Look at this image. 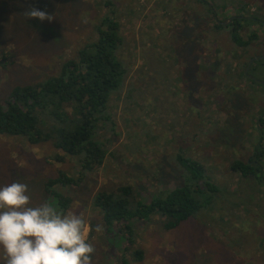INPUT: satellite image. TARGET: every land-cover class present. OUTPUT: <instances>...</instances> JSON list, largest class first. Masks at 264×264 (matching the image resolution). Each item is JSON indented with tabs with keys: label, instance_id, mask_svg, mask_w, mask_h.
Masks as SVG:
<instances>
[{
	"label": "rangeland",
	"instance_id": "obj_1",
	"mask_svg": "<svg viewBox=\"0 0 264 264\" xmlns=\"http://www.w3.org/2000/svg\"><path fill=\"white\" fill-rule=\"evenodd\" d=\"M211 5L221 20L240 5L264 16V0H0L1 103L15 85L43 80L76 58L95 39L102 16L119 22L116 55L127 73L111 93L109 121L94 132L106 148L100 166L82 168L50 140L31 144L0 135V186L25 183L30 206L48 201L58 212L81 214L84 237L96 249L93 264H119L123 253L130 264H264V153L258 180L230 168L233 160L251 158L259 142L264 151L257 123L264 84L244 73L250 57L264 54V36L248 49L234 46L227 30L212 27ZM31 6L54 19H28L24 11ZM242 30L245 37L260 31L257 25ZM249 74L264 81L263 67ZM180 157L203 170H187ZM60 171L76 180L57 186L70 197L65 209L45 190ZM204 181L213 189L198 194L199 209L176 227L165 229L157 214L127 222L144 251L140 261L124 252L120 225L107 231L92 203L97 191L120 183L133 185L148 203L186 182L203 187Z\"/></svg>",
	"mask_w": 264,
	"mask_h": 264
},
{
	"label": "trees",
	"instance_id": "obj_2",
	"mask_svg": "<svg viewBox=\"0 0 264 264\" xmlns=\"http://www.w3.org/2000/svg\"><path fill=\"white\" fill-rule=\"evenodd\" d=\"M211 7L212 15L216 7ZM213 15L210 19L212 27L217 31L227 30L229 41L238 48L248 49L260 33L264 36V16L250 11L245 5L236 8L231 15L234 18L226 25L221 21L230 16H224L221 20ZM249 25H257L260 31H251L245 37L242 29ZM118 29L119 22L113 14L102 16L96 26L95 39L83 45L76 58L64 60L56 74L34 83L15 85L5 101L0 102V135L20 136L31 144L50 140L55 148L76 157L82 168L92 170L100 166L106 148L94 138V132L100 121H109L106 107L111 93L127 73L116 55L121 44ZM246 65L247 61L244 68ZM260 67L264 68V58L252 61L248 73ZM257 123L264 131V113ZM258 144L251 158L247 161L233 160L230 168L243 177L258 180L261 176L260 159L264 153L259 150V147H263L262 142ZM180 160L187 170H203V165L196 160L183 157ZM75 182L73 177L60 171L57 176L47 180L45 190L57 199L60 208L65 209L69 206L70 197L64 195L57 186L65 187ZM203 184L204 189L199 184L186 182L144 203L137 196L133 185L120 183L113 190L97 191L92 203L100 210L107 231L115 224L120 225L119 232L128 242L123 248L124 252H129L134 261H140L144 251L139 245L135 246V229L127 222L134 218L149 220L157 214L164 219L165 229L174 228L199 209L198 194L213 189L211 183L204 181ZM126 254H121L119 264H130Z\"/></svg>",
	"mask_w": 264,
	"mask_h": 264
},
{
	"label": "clouds",
	"instance_id": "obj_3",
	"mask_svg": "<svg viewBox=\"0 0 264 264\" xmlns=\"http://www.w3.org/2000/svg\"><path fill=\"white\" fill-rule=\"evenodd\" d=\"M24 15L40 21L54 19L35 6ZM30 205L27 184L13 181L0 186V264H93L96 249L84 237L81 214L58 212L48 201Z\"/></svg>",
	"mask_w": 264,
	"mask_h": 264
},
{
	"label": "water",
	"instance_id": "obj_4",
	"mask_svg": "<svg viewBox=\"0 0 264 264\" xmlns=\"http://www.w3.org/2000/svg\"><path fill=\"white\" fill-rule=\"evenodd\" d=\"M233 18H234V16H230L228 19H226V20H224V21H221V23H222L223 25H226V24H227L228 22H230ZM261 58H264V54H261V55H254V56L250 57V59H249L248 62H247V65H246V67H245V69H244V73H245L249 78L254 79V80H256V81H258V82L264 84V81H262V80H258V79L255 78V76H253L252 74H249V73H248V70H249V68H250V65H251L252 61L257 60V59H261Z\"/></svg>",
	"mask_w": 264,
	"mask_h": 264
}]
</instances>
